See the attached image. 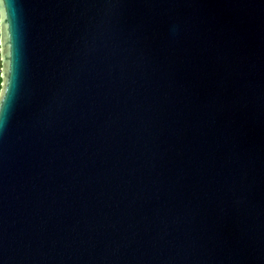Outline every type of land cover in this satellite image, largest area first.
<instances>
[{"label":"water","instance_id":"95a60500","mask_svg":"<svg viewBox=\"0 0 264 264\" xmlns=\"http://www.w3.org/2000/svg\"><path fill=\"white\" fill-rule=\"evenodd\" d=\"M0 60V264H264V0H6Z\"/></svg>","mask_w":264,"mask_h":264},{"label":"snow or ice","instance_id":"6c2138e0","mask_svg":"<svg viewBox=\"0 0 264 264\" xmlns=\"http://www.w3.org/2000/svg\"><path fill=\"white\" fill-rule=\"evenodd\" d=\"M6 4V0H0V7H3ZM6 14V9H5Z\"/></svg>","mask_w":264,"mask_h":264},{"label":"trees","instance_id":"16d2710c","mask_svg":"<svg viewBox=\"0 0 264 264\" xmlns=\"http://www.w3.org/2000/svg\"><path fill=\"white\" fill-rule=\"evenodd\" d=\"M0 73H1V60H0ZM0 88H1V76H0Z\"/></svg>","mask_w":264,"mask_h":264}]
</instances>
